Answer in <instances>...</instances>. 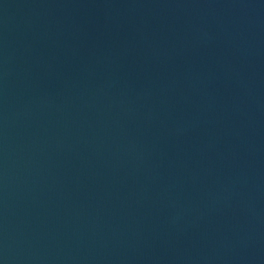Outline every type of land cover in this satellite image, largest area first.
<instances>
[{
    "label": "water",
    "instance_id": "95a60500",
    "mask_svg": "<svg viewBox=\"0 0 264 264\" xmlns=\"http://www.w3.org/2000/svg\"><path fill=\"white\" fill-rule=\"evenodd\" d=\"M0 264H264V0H0Z\"/></svg>",
    "mask_w": 264,
    "mask_h": 264
}]
</instances>
